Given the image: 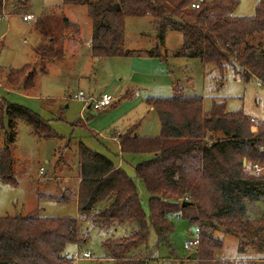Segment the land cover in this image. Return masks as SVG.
Instances as JSON below:
<instances>
[{"label":"trees","instance_id":"1","mask_svg":"<svg viewBox=\"0 0 264 264\" xmlns=\"http://www.w3.org/2000/svg\"><path fill=\"white\" fill-rule=\"evenodd\" d=\"M194 1L61 0V6L86 7L91 22V58L133 55L122 47L124 20L149 18L156 32V48L147 51L149 57L161 55L159 47L164 45L168 31L178 32L182 37L179 57L197 58L203 66H214L221 73L235 65L243 79L254 78L264 84V51L254 43L264 34V0L255 5L250 17L232 16L235 0H205L198 9H191ZM61 8L52 7L35 22L36 31L47 38L52 36L51 43L57 42L61 31L57 19L70 35L80 34L76 24L56 15ZM4 9L5 0H0V16ZM35 52L41 63L59 57L58 52L48 48H37ZM44 70L41 68V72ZM34 75L33 68L25 66L9 71L6 83L12 89L29 90ZM144 102L157 115L159 135L140 137L133 126L117 140L122 155H152L134 167L135 178L143 183L149 196L148 213L133 179L80 144V181L74 197L79 218L90 219L99 229L125 224L133 227L129 234L101 243L108 253L105 264L155 262L152 250L142 246L151 230L156 237L155 248L169 246L173 221L178 218L198 227L192 264H235L237 260L217 256L223 243L207 225L224 221L226 232L241 234L251 216L250 204L264 197V175L248 173L242 166L243 159L249 169L264 163V123L257 122L254 133L246 115L225 111V101L212 102L205 110L202 98L185 96L177 90L170 97L149 96ZM4 115L8 130L4 131V147L0 149V181L15 184L10 153L15 120L27 123L40 138L51 134L46 122L31 111L7 106L0 98V131ZM99 203L106 205L97 212ZM78 223L77 218L42 217L37 210L24 216H0V264H75L66 247L81 242Z\"/></svg>","mask_w":264,"mask_h":264},{"label":"rangeland","instance_id":"2","mask_svg":"<svg viewBox=\"0 0 264 264\" xmlns=\"http://www.w3.org/2000/svg\"><path fill=\"white\" fill-rule=\"evenodd\" d=\"M235 1L237 6L232 16L250 17L260 0ZM54 6L62 7L55 12L57 16L62 15L79 27V37L70 35L60 19H57L61 31L56 43L49 42L52 36L47 38L36 31L37 18ZM25 14H31L35 20L23 21ZM155 38L149 18H125L122 47L133 55L94 59L90 56L91 22L85 6L63 7L61 0H5V11L0 16V98L7 106L29 110L46 122L51 137L40 138L27 123L15 120L14 141L10 147L15 184L0 181V216H24L37 210L42 217L79 219L81 242L66 247L75 264H105L108 253L101 243L133 230L128 224L99 229L90 219L79 218L74 197L80 144L118 164L122 155L118 142L112 139L115 130L124 129V132L136 126L140 137L158 136L157 116L144 99L170 97L176 90L185 96L202 98L205 110L212 102L225 101L227 113L240 111L249 119H256L250 120L254 133L256 123H264V84L254 78L243 79L235 65L221 73L214 66H203L197 58L179 57L182 37L178 32L168 31L164 45L159 47L161 55L149 57L146 53L156 48ZM249 44L253 41L249 40ZM37 48L51 49L59 57L41 63L36 56ZM25 66L35 71L33 87L10 88L6 83L9 71ZM78 92L86 98L108 94L114 103L96 112L84 106ZM7 122L4 115L0 149L4 147ZM127 156L121 160L122 170L133 179L144 211L148 213L149 196L143 183L135 178L134 167L148 160L149 154ZM259 166L263 168L260 175H264V163ZM243 168L255 174L247 162ZM257 202L250 204L251 216L241 234L226 232L224 221L207 225L223 243L217 256L238 260L239 264H264V197ZM102 207L105 205L99 203L96 211ZM197 234L196 225L178 218L173 221L169 246L155 248L156 237L151 230L142 248L148 247L152 257H157L151 264H192L194 249L186 250L184 245L196 239ZM83 253H89L91 259H83Z\"/></svg>","mask_w":264,"mask_h":264},{"label":"built area","instance_id":"3","mask_svg":"<svg viewBox=\"0 0 264 264\" xmlns=\"http://www.w3.org/2000/svg\"><path fill=\"white\" fill-rule=\"evenodd\" d=\"M205 0H195L191 5V9H198L200 7V4L203 3ZM22 20L25 22L34 21L35 18L31 14H26L22 17ZM78 99L84 104L85 107L93 110V111H101L102 109L106 108L109 104L113 103V99L108 94H103L100 97H85L84 93L78 92ZM252 122H255L254 120H251ZM253 171L256 174H260L263 168L259 165H253L252 166ZM41 172V171H40ZM198 245V241L196 239H193L192 241H189L185 243L184 248L189 249H195ZM83 259L90 260L91 257L89 253H83L82 255ZM235 264H239V261H234Z\"/></svg>","mask_w":264,"mask_h":264},{"label":"crops","instance_id":"4","mask_svg":"<svg viewBox=\"0 0 264 264\" xmlns=\"http://www.w3.org/2000/svg\"><path fill=\"white\" fill-rule=\"evenodd\" d=\"M4 11H5V9H4ZM3 11V12H4ZM26 15V14H25ZM254 43L256 44V45H260V47H261V49H263V51H264V34L263 35H261V36H259L257 39H255V41H254ZM256 80V79H255ZM94 97V96H93ZM113 103H114V101H113ZM110 105V104H109ZM108 105V106H109ZM107 106V107H108ZM106 107V108H107ZM106 108H104V109H106ZM149 108V110L151 111V112H153V113H155L154 111H153V109L152 108H150V107H148ZM87 109H89V108H87ZM104 109H102V110H104ZM101 110V111H102ZM100 112V111H99ZM157 116V115H156ZM250 120H254V121H256V119H250ZM124 130V129H123ZM122 129L120 130V129H117V130H115V132H114V134L112 135L113 137H112V139L113 140H116V142H118V140H117V137L121 134V133H123L122 131H123ZM137 134V133H136ZM138 135V134H137ZM139 136V135H138ZM120 150V149H119ZM121 154V153H120ZM122 155V154H121ZM124 156H125V158L127 157V158H129V156H127V155H122V157H120V159L122 160V158H124ZM152 158V155H149V157H148V160L149 159H151ZM121 160H119L118 161V164H113L116 168H123V166H122V162H121ZM113 163V162H112ZM79 181H80V179L78 178V183H79ZM256 204H258V202H255ZM104 205H106V203H103ZM102 208H104V207H102ZM95 211H96V208H95ZM81 220H86V219H84V218H82ZM157 257H155V259H156ZM159 259V258H158ZM170 260H172L171 258H170ZM238 261V260H237Z\"/></svg>","mask_w":264,"mask_h":264},{"label":"water","instance_id":"5","mask_svg":"<svg viewBox=\"0 0 264 264\" xmlns=\"http://www.w3.org/2000/svg\"><path fill=\"white\" fill-rule=\"evenodd\" d=\"M243 166L245 167V164H246V162H245V160H243ZM186 203H184L183 205H185Z\"/></svg>","mask_w":264,"mask_h":264}]
</instances>
